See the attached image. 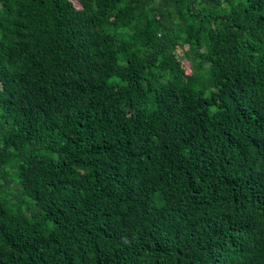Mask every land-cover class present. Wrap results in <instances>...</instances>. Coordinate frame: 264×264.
<instances>
[{"label": "trees", "instance_id": "obj_1", "mask_svg": "<svg viewBox=\"0 0 264 264\" xmlns=\"http://www.w3.org/2000/svg\"><path fill=\"white\" fill-rule=\"evenodd\" d=\"M0 264H264V0H0Z\"/></svg>", "mask_w": 264, "mask_h": 264}, {"label": "rangeland", "instance_id": "obj_2", "mask_svg": "<svg viewBox=\"0 0 264 264\" xmlns=\"http://www.w3.org/2000/svg\"><path fill=\"white\" fill-rule=\"evenodd\" d=\"M178 52L181 53L180 50ZM184 69H185L186 73H190V69H189L188 63L184 65Z\"/></svg>", "mask_w": 264, "mask_h": 264}]
</instances>
